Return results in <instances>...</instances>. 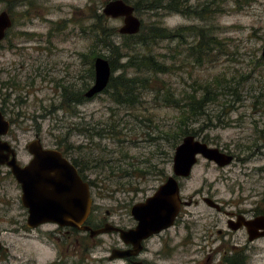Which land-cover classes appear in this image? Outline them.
Returning <instances> with one entry per match:
<instances>
[{
    "label": "rangeland",
    "instance_id": "rangeland-1",
    "mask_svg": "<svg viewBox=\"0 0 264 264\" xmlns=\"http://www.w3.org/2000/svg\"><path fill=\"white\" fill-rule=\"evenodd\" d=\"M108 1L0 0V12L9 10L14 17L11 37H6L5 41H13L21 48L40 43L45 46L46 43L37 38L33 44L23 42L27 34L37 35L44 40L54 36L57 47L54 54H37L31 52L30 48L26 50L37 56L39 62H45L46 70L48 66L49 69L54 66L57 69L49 74L45 82L38 80L39 86H44L43 91L39 92L44 103L36 114L43 115L39 120L42 122L40 130L45 145L61 147L75 156L81 152L87 154L92 160L89 177L94 181L93 195L100 214L108 216L107 211H110V218L121 219V222L131 225L134 222L132 206L145 201L168 175L174 174L176 146H173L171 135L167 133L176 128L178 111L169 105L156 103L152 89H144L141 101L133 106L118 103L112 96V90L96 94L77 106L71 101L74 94L94 84L95 77H88L85 69L95 59V52L108 58L111 65L113 61L116 65L112 72L114 76L123 73L129 60L130 51L124 47L128 39L119 33L123 20L107 17L103 13ZM170 5L184 10L170 9ZM163 14L158 17L156 12L154 16L144 19L146 22L155 21L158 27L162 25L176 29L194 26L196 30H187L182 38L174 40L159 38L148 47L136 44L139 52L151 53L161 62L169 64V60H172L169 59L173 53L171 50L179 39L185 41L176 58L175 69L154 78L153 89H169L171 84L176 92L191 91L195 81L218 75L227 84L219 89V97L208 105L201 121L194 124L199 130L197 138L216 146L217 142L230 145L241 136L247 140L248 137L262 136L261 143L264 144V133H258V130H264V0H169V17H165V12ZM99 15H104L106 20H99ZM95 25L109 28L108 45L97 42L96 32L93 31ZM201 30L217 36L226 48L221 53L215 50L218 56L207 67L198 65L189 50L198 43ZM142 33H146V30H142ZM137 40L136 37L132 38L131 43ZM1 52V60H21L20 56L14 54L15 49L4 48ZM126 71L129 75L136 73L133 68ZM26 109L33 114L37 108L30 105ZM223 110L225 112H221ZM25 126L24 138H33L38 131L36 124L30 118ZM226 170L232 175L241 173L237 166ZM220 175L222 169L200 156L191 176L179 179L183 183V198L188 200L193 196L195 200H201V191L204 194L209 190L217 191L216 187L228 198L230 193L227 186L225 190L224 185L216 182ZM18 194L17 190L14 191V223L8 225L14 231L5 237L9 251L7 255H0V264H72L74 257L69 254L60 257L61 250L66 252L65 238L46 233L54 226L45 225L44 234L34 231L31 235L27 234L23 228L26 213ZM200 208L201 205H192L187 206L186 210L197 213ZM105 238L109 239V236ZM175 256L179 261L183 259L181 254ZM173 259L175 257L169 259V264Z\"/></svg>",
    "mask_w": 264,
    "mask_h": 264
},
{
    "label": "flooded vegetation",
    "instance_id": "flooded-vegetation-1",
    "mask_svg": "<svg viewBox=\"0 0 264 264\" xmlns=\"http://www.w3.org/2000/svg\"><path fill=\"white\" fill-rule=\"evenodd\" d=\"M125 1L134 6V14L141 20V29L137 34H122L127 38L149 37L152 28H158V25L154 24L155 21L146 22L144 17L154 16L156 12L158 17L164 16L163 12L166 13L165 17H169V0H135L134 3L130 0ZM3 11L8 13L11 26L5 30L4 37L0 39V56L4 48L15 49L14 54L20 56L21 60L13 62L0 58V255L8 254L9 248L5 237L14 231L11 226L8 227L14 223L12 215L14 191L19 192L21 203L24 206L23 188L18 181L15 169L29 166L34 159L33 145H42L43 148L62 151L89 185L93 204L82 226L102 228L111 224L113 228L110 232L92 236L89 231L77 226H62L57 222H44L31 226L29 225V208L24 206L26 217L23 228L27 234L31 235L32 231L44 234L45 225L54 226L46 233L62 235L65 238L66 252L61 250L60 257L63 254H69L74 257V260H71L72 264H163V261L169 264V259L173 257L175 259L171 264H263L264 162L262 161L264 160V144L261 143L262 136L248 137L249 140L241 136L244 140L239 138L230 145L217 142L213 147L219 148L222 154L218 160H210L201 156L214 163L218 169H222V175L217 177L216 182L224 185L225 190L227 186L230 193L228 198L217 187V191L209 190V193L205 194L201 191V200H195L193 196L186 200L181 194L184 202L172 226L168 225L159 232L143 238L137 244L127 242L121 231L116 230L115 227L124 230L133 229L139 225V220L133 217L134 222L128 225L121 222V219L118 221L110 218V211H107L108 216L100 214L93 195L94 181L89 177L92 160L88 155L81 152L79 156H75L68 154L61 147H48L41 135L42 122L39 118H43V115L36 113L42 109L41 104L44 103V99L39 97V92L43 91L44 86L40 87L38 80L45 82L49 74L57 69L55 66L49 69L48 66L46 70L45 62H39L37 56L31 55L26 50L30 48L31 52L35 51L37 54L52 55L57 50L53 41L54 36L44 40L37 35L27 34V39L23 42L33 44V40L37 38L46 43L45 46L40 43V45H25L21 48L13 41H5L6 37H11L14 17L9 10H2L0 14ZM121 19L124 22V17ZM160 28L169 31V26L161 25ZM53 29L54 27L50 32ZM142 30H146V33H142ZM166 39H169V35ZM95 59L93 58L90 66L85 69L87 76L91 79L94 74ZM58 71L60 72L61 69L59 68ZM92 86L74 94L71 99L74 105L82 104L96 96L88 97L86 94ZM30 105L37 108L33 114L26 109ZM30 118L36 124L38 131L33 138H24L23 134L27 130L25 124ZM258 133L263 135L264 130H258ZM204 142L209 144L207 141ZM234 166H237L240 174L232 175L226 170ZM190 176L178 177V180ZM168 178L169 175L165 181ZM180 187L182 191L183 183L181 182ZM192 205H201V208L197 213L186 210L187 206ZM105 236H109V239ZM57 239L60 240L59 237ZM176 254H181L183 259L179 261Z\"/></svg>",
    "mask_w": 264,
    "mask_h": 264
},
{
    "label": "water",
    "instance_id": "water-1",
    "mask_svg": "<svg viewBox=\"0 0 264 264\" xmlns=\"http://www.w3.org/2000/svg\"><path fill=\"white\" fill-rule=\"evenodd\" d=\"M134 11V6L125 0H110L103 9V13L108 17H124V24L119 28L121 34H137L140 31L141 20ZM9 26L11 19L8 13L3 11L0 14V39L4 37L5 30ZM262 55L264 56V46ZM111 76L110 60L102 56L96 57L95 81L86 93L87 96L93 97L104 91ZM33 146L34 159L31 164L15 169L23 188V204L29 208V225L57 222L62 226H77L89 231L92 236L112 231L111 224L102 228L82 226L93 204L88 183L62 151L43 148L42 145ZM199 156L218 160L222 154L219 148L210 146L196 135H186L176 147L173 158L174 174L170 175L145 201L132 206L131 212L139 220V225L129 230L115 227L116 230L121 231L127 242L137 244L143 238L174 224L184 202L178 177L191 175Z\"/></svg>",
    "mask_w": 264,
    "mask_h": 264
},
{
    "label": "trees",
    "instance_id": "trees-1",
    "mask_svg": "<svg viewBox=\"0 0 264 264\" xmlns=\"http://www.w3.org/2000/svg\"><path fill=\"white\" fill-rule=\"evenodd\" d=\"M170 9L176 11H183L184 8L178 7L177 5H170ZM106 17L104 15H99V20ZM94 30L97 36V42H103L108 45L109 42V28L94 26ZM108 30V31H107ZM187 30H196L194 26L179 27L176 29H169V31L161 29L160 27L152 28L149 32V37L139 38L137 41L131 43L132 38H127L128 42H125V49L129 52V60L124 66L123 73L117 76L112 75L108 87L105 89L107 91L112 90V96L118 103H127L131 106L141 101L144 89H152L154 91L153 100L160 104L169 105L178 111V117L175 121V127L169 131V135L172 138L173 146H177L179 141L188 134L198 135V129L194 125L200 122L201 118L204 117L208 105L216 102L219 97V89H222L224 84H227L226 80L220 79L218 75L208 78L207 80L196 82L192 87L191 91L176 92L171 84H169V89L159 87L156 91L153 89L155 83L152 82L160 74H166L172 72L176 67V58L182 50V45L185 43L184 40L179 39L177 45L171 50L173 53L170 56L169 64L167 62H161L156 56L150 55L151 53H141L136 48V44H143L144 47H148L151 43H155L159 38H166L169 35V40H174L182 38L183 33ZM200 37L197 41L198 43L191 46L190 55L194 56L195 62L201 67H207L209 63H214L218 53L215 50L225 51L217 36H211L207 32L201 30L198 33ZM222 46V47H221ZM119 48V47H118ZM121 53V52H120ZM96 56H103L100 52H95ZM120 55V54H119ZM95 56V57H96ZM105 57V56H104ZM264 59V57H262ZM128 68H133L136 70L134 75H129L126 71ZM112 69H116V65L112 61ZM138 69V70H137ZM95 77V73L93 74ZM158 78V77H157ZM238 97H240L239 91L237 92ZM230 107L227 109L229 110ZM149 109V108H146ZM225 112V110L221 111ZM220 119V118H219ZM210 121H212L210 119Z\"/></svg>",
    "mask_w": 264,
    "mask_h": 264
}]
</instances>
